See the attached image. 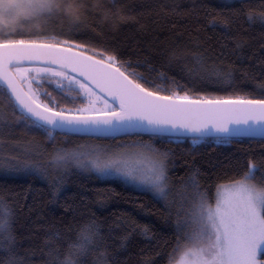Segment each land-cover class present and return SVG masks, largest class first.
<instances>
[{
    "label": "trees",
    "instance_id": "16d2710c",
    "mask_svg": "<svg viewBox=\"0 0 264 264\" xmlns=\"http://www.w3.org/2000/svg\"><path fill=\"white\" fill-rule=\"evenodd\" d=\"M70 3L71 10L38 25L39 32L115 54L147 80L162 84L169 90L165 94L178 90L194 99H264V0H64ZM53 89L45 80L43 90L52 92L61 107L86 106L79 100L69 103L62 99L66 93ZM0 113L8 121L2 125L11 130L5 140L11 144H0V199L12 210L0 264H61L89 222L99 227L100 236L87 252L72 250L78 264H169L183 235L177 223L184 218L175 214L174 203L180 207L181 196L192 197L186 184L190 177L195 175L201 190L213 197L217 184L240 178L249 162L259 169L256 182L264 179V139L217 143L204 138L194 145L193 138H92L57 131L50 138L16 123L18 114L5 97H0ZM85 142L108 151H119L114 146L120 144L151 143L167 154L171 193L158 199L89 171L51 179L15 159L29 150L42 165L54 167L45 162L47 155L82 150Z\"/></svg>",
    "mask_w": 264,
    "mask_h": 264
},
{
    "label": "snow or ice",
    "instance_id": "6c2138e0",
    "mask_svg": "<svg viewBox=\"0 0 264 264\" xmlns=\"http://www.w3.org/2000/svg\"><path fill=\"white\" fill-rule=\"evenodd\" d=\"M21 6L30 16L0 25L4 37L0 39V97L7 99L13 115L18 114L16 123L24 122L50 138L56 130L191 135L194 145L213 136L217 143H231L238 136L264 137V99H194L178 90L165 94L167 88L147 80L115 54L39 32L38 25L60 12L53 0H21L13 7L2 3L0 13L12 17ZM45 80L54 91L66 93L62 99L86 102V106L61 107L52 92L43 90ZM0 124H8L3 113ZM166 161V153L141 143L134 145L133 151L107 160L64 151L53 163L57 168L75 165L100 175L119 176L158 199H167ZM258 171L249 162L240 178L217 184L214 197L201 190L195 175L189 178L186 184L193 194L186 219L177 223L183 235L173 249L170 264H264V179L256 182ZM11 215V208L0 199V251L4 234L10 231ZM99 236L94 222L82 226L61 264H78L74 251L87 252L97 245Z\"/></svg>",
    "mask_w": 264,
    "mask_h": 264
},
{
    "label": "rangeland",
    "instance_id": "374dc122",
    "mask_svg": "<svg viewBox=\"0 0 264 264\" xmlns=\"http://www.w3.org/2000/svg\"><path fill=\"white\" fill-rule=\"evenodd\" d=\"M220 1H232V0H220ZM3 2H4V0H0V4H2ZM19 3H21V0H15V5L19 4ZM0 15H4V14L0 13ZM10 135H11V130L5 128L4 125L0 124V144H11V143L5 141V140H7L9 138ZM69 141H67V142H69ZM71 142H73V141H71ZM141 143H149V142H137L136 144H130L131 146H126V145L124 146V144H120V145L114 146L116 149H120L119 151L118 150L113 151V149H111V151H108L106 149V147L101 146V145H99L96 142H94V143L85 142L82 145H79V148H82V150H79V152H84V153L90 154V155L92 153L93 156H99L101 158V160H107L108 158L112 157L115 154H127L130 151L134 150V145H139ZM118 146H120V147H118ZM10 150H11V148L8 149V151H10ZM21 151L22 152L15 158V159H17V161L20 164V166H22V164L26 163V165H28L29 167H31L33 169L34 168L39 169L43 174H46L47 177H50L51 179L53 177L59 175L60 173H67V172L70 173V172H74V170L77 171V172H81V171L87 172V171H89V172L95 173L96 175H98V176H100L102 178H111V179L121 180L125 184H127L128 186H130V187H132V188H134L136 190L146 191V190H143V189L139 188L138 186L130 184L129 182L125 181L123 178H121L119 176H115V175H100V174L96 173L95 171H92V170H89V169L77 168L75 165H69L66 168H57L56 166L51 167V166H48V165H42L39 162V160H38L39 158H38L37 155H35L34 153L32 154V152H30L29 150H25V151L21 150ZM39 151L40 152H38V151H36V152L40 155L42 150L39 149ZM57 154L58 153H52V155H47L48 157L45 158L46 159L45 162L47 164H49L50 162L53 163V161H54L53 158H55V156ZM8 158H10L9 160L12 159V157H10V156ZM169 188H170V186H169ZM169 193H171V190L169 191ZM182 199H183V204L180 207H178L176 201L174 203L176 205L175 214L180 219L184 218V220H185L186 219L185 212L190 207V204H189L188 201L191 199V197L187 198V197L181 196L180 200H182ZM166 202H168V201H166ZM169 203H172V202H169ZM182 206H183L184 211H181V207ZM177 211L180 212V214H181L180 216L178 215ZM169 264H170V262H169Z\"/></svg>",
    "mask_w": 264,
    "mask_h": 264
},
{
    "label": "clouds",
    "instance_id": "9594fccd",
    "mask_svg": "<svg viewBox=\"0 0 264 264\" xmlns=\"http://www.w3.org/2000/svg\"><path fill=\"white\" fill-rule=\"evenodd\" d=\"M7 7H13L15 6V0H4L3 2ZM53 3L56 5V7L59 10H71L73 7V4H67L61 6V0H53ZM30 16V13L27 11V9L23 6L16 8V10L13 13V16L10 18L6 15H0V25H10L15 23L16 21L20 20L21 18H26Z\"/></svg>",
    "mask_w": 264,
    "mask_h": 264
},
{
    "label": "water",
    "instance_id": "95a60500",
    "mask_svg": "<svg viewBox=\"0 0 264 264\" xmlns=\"http://www.w3.org/2000/svg\"><path fill=\"white\" fill-rule=\"evenodd\" d=\"M57 132L64 133V134H69V135H77V136H85V137H92V138H120L125 135L129 134H141V135H151L150 133L147 132H142V131H137V132H115L111 134H103V133H96V132H91V131H81V132H70V131H60L56 130ZM167 137H175V136H169V135H163ZM175 138H193L191 135H185L181 137H175ZM207 138H215L213 137H207ZM233 138H260L264 139V137H261L260 135H256L254 137H249V136H238V137H233Z\"/></svg>",
    "mask_w": 264,
    "mask_h": 264
},
{
    "label": "bare ground",
    "instance_id": "6f19581e",
    "mask_svg": "<svg viewBox=\"0 0 264 264\" xmlns=\"http://www.w3.org/2000/svg\"><path fill=\"white\" fill-rule=\"evenodd\" d=\"M149 136H153V135H149Z\"/></svg>",
    "mask_w": 264,
    "mask_h": 264
}]
</instances>
